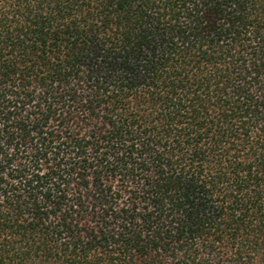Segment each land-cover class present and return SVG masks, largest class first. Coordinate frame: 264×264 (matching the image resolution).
I'll return each instance as SVG.
<instances>
[{"label": "trees", "instance_id": "1", "mask_svg": "<svg viewBox=\"0 0 264 264\" xmlns=\"http://www.w3.org/2000/svg\"><path fill=\"white\" fill-rule=\"evenodd\" d=\"M0 264H264V0H0Z\"/></svg>", "mask_w": 264, "mask_h": 264}]
</instances>
